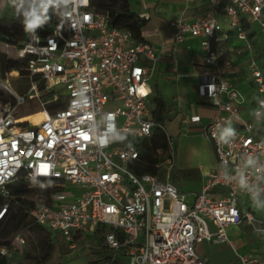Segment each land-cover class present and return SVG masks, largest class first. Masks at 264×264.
<instances>
[{"label": "built area", "instance_id": "built-area-1", "mask_svg": "<svg viewBox=\"0 0 264 264\" xmlns=\"http://www.w3.org/2000/svg\"><path fill=\"white\" fill-rule=\"evenodd\" d=\"M221 8L239 40L249 43L245 23L257 26L264 39V0H210L194 21H170L172 46L189 37L201 40L212 71L200 82L199 95L217 109L201 128L217 167L192 202L172 182L174 140L153 118L149 81L168 46L158 50L145 39L135 41L131 31L112 27L107 15L95 12L90 0H57L54 14L47 11L41 26L25 31L15 46L25 61L27 74L19 76L25 93L0 70V195L9 199V185L20 175L43 184L51 194L29 211L30 218L72 248L78 238L105 228L109 253L100 264H209L198 243L233 246L229 227L247 225L264 237V219L241 201L264 197V138L256 134L264 120V72L251 60L257 100L252 119H244V98L227 78L238 69L212 48L224 30ZM30 101L36 106L19 115ZM158 128L168 139L166 157L158 174L138 175L132 169L141 156L137 142ZM8 207H0V217ZM237 256L240 264H264L252 253Z\"/></svg>", "mask_w": 264, "mask_h": 264}, {"label": "crops", "instance_id": "crops-1", "mask_svg": "<svg viewBox=\"0 0 264 264\" xmlns=\"http://www.w3.org/2000/svg\"><path fill=\"white\" fill-rule=\"evenodd\" d=\"M130 1L133 10L147 20L148 24L143 32L144 39L158 50L162 49L164 45L168 46L166 50L161 52L149 83L152 90L155 85L160 87L158 83L152 82L153 77L160 74L169 83V102H167L166 92L160 89L163 91L169 110V120L176 122L175 135L171 136L173 140L176 136L178 143L176 146L174 141L177 155L176 167L182 170L195 171L192 179L181 181L178 187L187 195V199L191 196L189 201L192 202L201 191L206 177L217 167L213 147L201 132L202 126L216 114L217 109L212 102L201 99L199 95L200 82L206 73L212 71L210 67L205 65L206 52L202 47L201 40L189 37L183 45L172 46L170 21L177 18L194 21L208 11L210 0ZM224 2L226 3L227 0H223ZM219 17L224 30L220 40L212 42V48L219 53L220 57L225 55L224 59H231L238 69L237 75L227 76V78L241 92L244 98L241 104L242 115L244 119L250 120L256 107L257 95L249 66L251 60L254 59L264 72V39L258 31V27L253 25L247 31L249 43L239 40L235 33L230 30L229 20L224 15L222 8ZM249 33H253L251 38ZM236 40L240 43H236ZM245 46L250 48L247 53H245ZM194 47L199 49L196 50ZM258 55L261 57L257 58ZM245 57L250 58L247 61ZM192 116H199L201 121L199 123L187 122L186 117ZM256 134L259 138H264V120L258 125ZM183 184L187 187L189 195L183 190ZM219 190L223 192L222 189ZM209 227L211 231L216 230L212 223H209ZM239 228H228V234L236 252H238ZM262 238L264 239V237ZM199 255L207 258L209 264H212L207 256Z\"/></svg>", "mask_w": 264, "mask_h": 264}, {"label": "trees", "instance_id": "trees-1", "mask_svg": "<svg viewBox=\"0 0 264 264\" xmlns=\"http://www.w3.org/2000/svg\"><path fill=\"white\" fill-rule=\"evenodd\" d=\"M24 3V2H23ZM21 4L15 8L14 17L10 20L0 19V28L6 27L9 31L7 36L0 35V42H4L9 45L17 46L25 40V30L22 24L24 20L23 13L29 9L30 5ZM91 8L101 14L108 16L110 25L112 27L125 28L131 31L135 41L144 40L143 32L147 27V20L137 14L132 7L130 0H90ZM225 3V2H224ZM223 3V5H224ZM36 6H39V0H36ZM56 4L53 7H49L47 11L54 14ZM245 29L249 26L245 23ZM253 33H249L251 38ZM214 45V44H213ZM258 55L257 58H260ZM225 55L220 57L221 61L224 60ZM0 70L3 75L7 71H17L21 76L27 74L25 69V61L22 59L8 56L7 54L0 53ZM27 87H22L19 92L25 93ZM152 103L154 105L153 118L160 124L169 120V110L166 105L163 91L157 85L152 90ZM140 150V158L134 161L132 165L133 171L138 175L143 174H158L160 168L158 167L168 152V139L164 131L160 128L156 129L153 136L149 139H143L137 142ZM194 170H182L177 167L172 172V182L179 186L183 180H189L193 178ZM27 179L24 175H20L16 181L9 185L11 197L5 199L0 195V207L6 204V201L14 200L13 203H8L9 207L6 213L0 217V247L9 249L11 247V241L13 237L27 228L37 227L38 231L45 233L46 238L43 240L44 255L42 261L45 263L49 261L56 250L58 244L62 242L59 240L57 234L51 232L44 226L37 224L29 216V211L37 205V202L28 197ZM51 194V191L46 189L42 192L44 200ZM16 196V197H15ZM43 201V200H42ZM8 213V214H7ZM105 228H99L92 237H99L101 242L105 243L104 232ZM53 239H51V237ZM62 239V237H61ZM63 241V240H62ZM109 250L106 245H103L100 249L94 251L92 255L95 258L91 264H100L108 257ZM4 262V257L0 254V264ZM21 264V263H19ZM118 264H124V260H118Z\"/></svg>", "mask_w": 264, "mask_h": 264}, {"label": "rangeland", "instance_id": "rangeland-1", "mask_svg": "<svg viewBox=\"0 0 264 264\" xmlns=\"http://www.w3.org/2000/svg\"><path fill=\"white\" fill-rule=\"evenodd\" d=\"M24 2V3H23ZM25 5H36V0H0V19L10 20L14 17L15 8L21 4ZM9 33L6 27L0 28V35L7 36ZM236 43L240 41L236 40ZM245 53L250 50L248 46H245ZM198 50V47H194ZM242 49V48H239ZM0 53L7 54L8 56L15 57L17 55V48L13 45L0 42ZM251 57V56H250ZM250 57H245L248 61ZM261 63V62H260ZM263 67V65H261ZM2 73V72H1ZM7 73V79L11 83L14 90L19 91L25 86L26 81L20 78V74L17 72L12 73L11 76ZM6 75V74H5ZM153 83H158L160 88L166 92L167 102L170 101V94L168 92V82L162 77V74L156 75L152 79ZM34 107L36 104L33 101L27 103V105L19 108V115H23L28 111V107ZM27 107V108H26ZM176 122L173 120H167L164 123V128L170 136L175 135ZM176 146H178L177 138L174 137ZM201 142V140H199ZM203 145V143H201ZM204 146V145H203ZM28 187V197L37 203L44 200L42 192L46 190L43 184H32L31 181H27ZM183 190L189 195L187 187L183 184ZM16 197V196H15ZM191 200V196L188 197ZM241 201L245 203L246 208H252L255 215L259 218L264 219V208H256L253 206L252 200L249 201L245 197L241 198ZM14 200L6 201V203H13ZM257 204L264 205V197L259 201L256 200ZM8 214V213H7ZM34 228H27L16 234L12 241L11 247L9 249L0 247L1 250L5 251L0 253L4 257V262L2 264H91L92 260L95 258L92 253L100 249L104 242L99 240V237H92L89 234H85L83 238H78L74 242V247L72 248L64 239L60 238L62 242L58 244L55 252L53 253L51 259L47 262H43L42 258L44 255V245L43 240L46 238L45 233H42ZM212 228V227H211ZM213 229V228H212ZM239 243H237V250L241 254L252 253L258 256L262 261H264V239L261 234L254 232L247 225H243L239 228ZM18 237L24 239V244L18 240ZM54 236L51 237L53 239ZM63 240V241H62ZM198 253L207 256L212 264H240L237 256V252L234 247L229 243H214L208 240H203L198 243Z\"/></svg>", "mask_w": 264, "mask_h": 264}, {"label": "clouds", "instance_id": "clouds-1", "mask_svg": "<svg viewBox=\"0 0 264 264\" xmlns=\"http://www.w3.org/2000/svg\"><path fill=\"white\" fill-rule=\"evenodd\" d=\"M57 0H39V6L37 7L35 4L30 5L29 9L26 10L24 15V20L22 21L24 30L26 32H32L37 27L41 26L44 21L47 19L46 15L47 9L49 7L55 6ZM39 13V14H38ZM149 128L151 125L148 126ZM145 132H148V128H145ZM228 134L234 135V131L232 129L228 130ZM253 206L256 208H264V205H259L256 202V194H253L252 197Z\"/></svg>", "mask_w": 264, "mask_h": 264}]
</instances>
